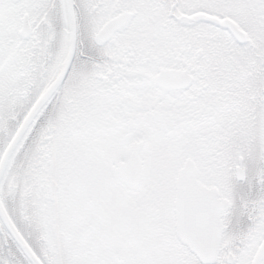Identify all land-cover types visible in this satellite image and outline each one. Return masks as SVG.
Returning a JSON list of instances; mask_svg holds the SVG:
<instances>
[{"label":"snow or ice","instance_id":"snow-or-ice-1","mask_svg":"<svg viewBox=\"0 0 264 264\" xmlns=\"http://www.w3.org/2000/svg\"><path fill=\"white\" fill-rule=\"evenodd\" d=\"M0 200V264H264V0H0Z\"/></svg>","mask_w":264,"mask_h":264},{"label":"water","instance_id":"water-1","mask_svg":"<svg viewBox=\"0 0 264 264\" xmlns=\"http://www.w3.org/2000/svg\"><path fill=\"white\" fill-rule=\"evenodd\" d=\"M188 238L195 247H200L205 243L206 237L204 234L191 233Z\"/></svg>","mask_w":264,"mask_h":264},{"label":"flooded vegetation","instance_id":"flooded-vegetation-1","mask_svg":"<svg viewBox=\"0 0 264 264\" xmlns=\"http://www.w3.org/2000/svg\"><path fill=\"white\" fill-rule=\"evenodd\" d=\"M237 167H239V166H237ZM222 199H223L224 201L230 202L228 196H224V197H222ZM3 208H4L3 201L0 200V209H3ZM5 211H6V209H5ZM234 238H239V237L229 236V240L226 241V243L231 242V240L234 239ZM229 255H233V254H232V253H229Z\"/></svg>","mask_w":264,"mask_h":264}]
</instances>
